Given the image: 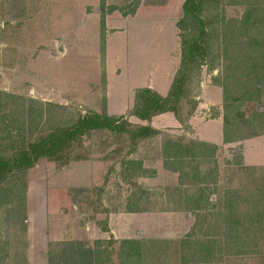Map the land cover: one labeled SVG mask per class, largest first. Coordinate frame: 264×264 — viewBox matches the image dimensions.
Instances as JSON below:
<instances>
[{
  "label": "rangeland",
  "instance_id": "rangeland-1",
  "mask_svg": "<svg viewBox=\"0 0 264 264\" xmlns=\"http://www.w3.org/2000/svg\"><path fill=\"white\" fill-rule=\"evenodd\" d=\"M183 1L0 0V144L6 131L34 139L89 111L125 115L133 90L149 82L165 93L179 62L175 23ZM247 1L264 8V0L207 5L213 37L186 126L162 116L154 122L160 134L132 148L125 134L92 131L63 165L39 161L56 173L47 184L49 226L66 232L49 245L55 264H64L56 256L65 240L96 249L97 264H264V138L256 139L264 135V89L253 99L239 95L235 114L250 121L230 127L240 140L197 134V127L216 132L213 118L223 131L221 22L239 19ZM181 146L188 151L179 154ZM25 178L27 189V171ZM13 185L8 180L0 194V264L25 263L24 208L9 201L12 190L21 191ZM83 218L84 236L77 230ZM122 239L137 241L139 253L120 256Z\"/></svg>",
  "mask_w": 264,
  "mask_h": 264
},
{
  "label": "trees",
  "instance_id": "trees-1",
  "mask_svg": "<svg viewBox=\"0 0 264 264\" xmlns=\"http://www.w3.org/2000/svg\"><path fill=\"white\" fill-rule=\"evenodd\" d=\"M101 1L104 3V0ZM218 1L184 0L182 2V14L175 23L179 40V62L165 95L151 87H136L133 90L131 109L125 115L89 111L79 115L70 125L41 133L34 139H28L22 133L10 135L11 133L6 131L4 137L6 141L0 144V194L8 180L21 189L19 194L18 191L12 190L9 201L17 203L20 200L23 203L24 209L20 222L24 233L26 230V171L42 158L60 161L63 165L65 161L60 159L64 154L92 131L125 134L132 148L139 142L160 134V130L153 128L149 122L152 117L164 112H171L182 126L187 125L190 115L197 106L196 98L200 94L199 83L196 84L198 91L191 93L192 84L197 80L201 66L209 58L210 41L213 37V31H209L211 21L206 15V8L209 3ZM221 24L220 41L225 72L220 83L223 90V142L228 143L242 138V135H234L237 129L231 130V126L236 128L238 124L250 123L249 119L239 111L235 114V111L239 109L237 103L239 95L240 99H253L254 94L258 97L264 89V8L252 1H247L239 19H223ZM101 25L104 28L103 19H101ZM100 48L105 67L104 37ZM104 74L105 72L103 76ZM239 82L245 84L242 85L243 91L237 90ZM30 110L28 107V112ZM130 116L146 121V124L132 123L129 121ZM256 134L257 131H252L250 136L253 137ZM181 151H188V148L178 147L177 152L180 154ZM231 217L240 218L233 213L229 214V219ZM119 243L120 256L129 257L139 253L137 241L122 239ZM57 245H61V248L56 257L60 261L63 260L64 264H97L99 262L96 249L88 247L83 242L65 241ZM105 258L106 262L107 256ZM55 263L54 255L48 251V264Z\"/></svg>",
  "mask_w": 264,
  "mask_h": 264
},
{
  "label": "crops",
  "instance_id": "crops-1",
  "mask_svg": "<svg viewBox=\"0 0 264 264\" xmlns=\"http://www.w3.org/2000/svg\"><path fill=\"white\" fill-rule=\"evenodd\" d=\"M177 33V32H176ZM178 37V36H177ZM175 72V71H174ZM174 73L170 77L172 79ZM170 79V82H171ZM170 85V83H169ZM145 87V86H140ZM146 87H151L158 91L157 87L154 86L152 82H149ZM169 88V86H168ZM168 88H166L165 93H161L162 95H165L168 91ZM133 99V95H132ZM132 106V104H131ZM171 112H164L161 114H158L150 120L149 124L158 130H161L160 128L156 127L154 125V122L156 119L162 117V116H170ZM111 115H123V113L115 114V113H108ZM172 114V113H171ZM173 115V114H172ZM133 117V116H131ZM135 118V117H134ZM171 118L177 123L178 120L171 116ZM139 124H146V121H140L137 118H135ZM215 121L218 124V128L216 132H206L202 133L200 130V127H197V134L200 139L206 140L208 142H217L220 140V138L223 135L222 131V124L219 120V118L215 119L213 118L211 122ZM264 135H260L256 137L258 140H263ZM53 169H48L47 166H41L39 165V162L29 168L27 170V189H26V230L24 233L25 238V245H24V264H48V249L50 243L53 242H59L64 241L62 240V235L66 232H64L62 228V225L60 226L55 222L54 225L50 228L49 226V210H48V199H47V184L51 182V184L55 181L56 173L53 171ZM45 184V186H44ZM58 209V208H57ZM57 218L59 217L60 213H55ZM59 218L60 221L63 220V218L67 219L68 216L66 214L60 215ZM62 218V219H61ZM83 225L80 223L78 224V233L79 235L84 236V230L86 229V220L83 218ZM67 241V240H65Z\"/></svg>",
  "mask_w": 264,
  "mask_h": 264
},
{
  "label": "water",
  "instance_id": "water-1",
  "mask_svg": "<svg viewBox=\"0 0 264 264\" xmlns=\"http://www.w3.org/2000/svg\"><path fill=\"white\" fill-rule=\"evenodd\" d=\"M59 50H61V48H59Z\"/></svg>",
  "mask_w": 264,
  "mask_h": 264
}]
</instances>
